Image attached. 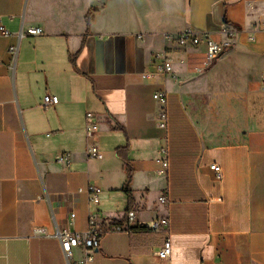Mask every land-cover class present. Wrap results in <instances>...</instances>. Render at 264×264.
Wrapping results in <instances>:
<instances>
[{
  "label": "crops",
  "instance_id": "1",
  "mask_svg": "<svg viewBox=\"0 0 264 264\" xmlns=\"http://www.w3.org/2000/svg\"><path fill=\"white\" fill-rule=\"evenodd\" d=\"M263 22L264 0H0V264H68L54 233L85 231L90 214L102 232L90 264H264ZM222 27L235 30L228 42ZM186 30L227 48L207 66L203 44L164 39ZM161 51L172 73L147 77ZM159 89L166 130L155 120ZM46 95L58 102L44 107ZM86 113L98 122L90 140ZM126 143L131 203L115 153ZM63 153L67 165L56 161ZM130 210L131 227L146 230H112ZM161 217L167 228L151 230ZM82 253L74 248L73 261Z\"/></svg>",
  "mask_w": 264,
  "mask_h": 264
},
{
  "label": "built area",
  "instance_id": "2",
  "mask_svg": "<svg viewBox=\"0 0 264 264\" xmlns=\"http://www.w3.org/2000/svg\"><path fill=\"white\" fill-rule=\"evenodd\" d=\"M264 30V22L259 26L255 27V29ZM4 34H7L6 31H2ZM41 32L40 28H29L27 30L28 34H38ZM220 35L224 37V39L230 41L234 35L235 30L222 27L219 31ZM164 39L167 41L174 42L180 46H192L196 47L198 45L203 44L205 46V65H210L213 63L227 48L228 43H221L217 41L211 34L206 32L192 31L186 30L180 32L178 34H169L165 35ZM10 52L15 54L16 47H10ZM172 73V59L168 55L166 51H161L159 53H155L152 56L151 60V70L146 72L147 77L154 76H167ZM154 101L157 104V111L155 113V120L159 129L166 130L168 127V113H167V93L163 89L156 90L152 95ZM58 102L56 96L46 95L43 97L42 105L44 107L48 105H55ZM84 130L87 139H91L94 132L98 130V122L95 118V115L92 113L85 114V124ZM86 155L89 158L98 157L99 152L95 144L88 143L86 146ZM160 156L155 159V162L159 165L158 173L165 174L168 170L169 163L167 158V148L164 146L160 149ZM56 161L58 163L67 165L70 162L69 155L63 153L58 155ZM209 169L212 170L217 177L220 176V167L213 163L209 166ZM79 191H82L81 189ZM86 192L89 198V201L93 203H98L100 200V190L93 186L88 185L86 187ZM158 202L164 206L169 204L168 196L165 194H161L158 197ZM75 214L71 212L69 214V219L73 220ZM135 212L130 210L126 213V227L124 226H115L112 230L114 231H129L132 223L134 222ZM168 219L166 217L156 218L152 221L150 229L151 230H159L161 228H167ZM43 231H36V234H41ZM54 235L59 239L62 253L68 264H90L93 259V253L97 251L100 244V237L102 235L101 229L97 223L96 214H90L88 217V225L85 231L83 232H73L64 229H57ZM81 247L83 250L82 258L77 261H73V249L77 247ZM171 252V243L169 238H165L160 247L155 251V255L160 260H166L169 258Z\"/></svg>",
  "mask_w": 264,
  "mask_h": 264
},
{
  "label": "trees",
  "instance_id": "3",
  "mask_svg": "<svg viewBox=\"0 0 264 264\" xmlns=\"http://www.w3.org/2000/svg\"><path fill=\"white\" fill-rule=\"evenodd\" d=\"M85 18H86V23H88L89 22V13H88V15L86 14ZM117 128L124 132L122 127L118 126ZM127 150H128V144L126 143L123 146L117 147L115 149V153H116V156L122 160L124 167H125V170H126V181L122 187V191L125 192V194L127 195L128 199H129V202L131 203L132 197L130 194L129 183H130V179H131V175H132V168H131V166H130L127 158H126ZM130 229L131 230H146L145 227H131Z\"/></svg>",
  "mask_w": 264,
  "mask_h": 264
}]
</instances>
